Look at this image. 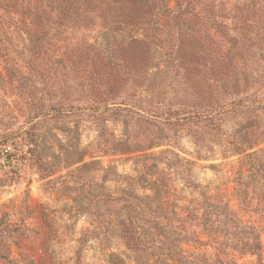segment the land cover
I'll return each mask as SVG.
<instances>
[{
    "label": "rangeland",
    "instance_id": "374dc122",
    "mask_svg": "<svg viewBox=\"0 0 264 264\" xmlns=\"http://www.w3.org/2000/svg\"><path fill=\"white\" fill-rule=\"evenodd\" d=\"M210 2L207 34L198 7L165 34L148 11L118 26V0L76 2L78 24L39 52L42 21L0 0V216L30 229L13 258L153 264L140 244L180 243L187 264H264V233L260 253L235 251L243 223L264 219V186L240 158L257 153L264 181V0ZM169 46L179 58L166 68Z\"/></svg>",
    "mask_w": 264,
    "mask_h": 264
},
{
    "label": "trees",
    "instance_id": "16d2710c",
    "mask_svg": "<svg viewBox=\"0 0 264 264\" xmlns=\"http://www.w3.org/2000/svg\"><path fill=\"white\" fill-rule=\"evenodd\" d=\"M3 1L7 4V0ZM24 1V5L26 7L25 11H23V14H25V20L40 19L42 21V28L39 31V34L35 37L36 41L33 45L35 50L44 52L46 50V46L42 43L43 37H45L49 31L54 33H64L61 30L63 29V26L68 24H78V20L71 19V17L78 15L74 14V11L72 10L74 7L73 4L84 0H36V3L33 5L30 4V0ZM147 1L150 3L148 6L145 5ZM166 1L167 4H165ZM169 1L170 0H118L119 5L118 13L116 15L117 18L113 19V21L116 22L118 26H133L139 19L142 21L148 11L149 16H152L150 19L152 26L148 28L149 30H163L165 34H167V32H170V29H173L175 34H180L183 31V28L180 30V25L184 22L183 18L186 13H188L189 9L193 8L195 10L196 7H201L200 9L202 11H199L197 8L191 14L194 16L196 22H204L201 27L198 26L196 28V32L200 33L202 31V34H207V31H209L210 28H214L216 30V27L219 25L218 22H214L212 19L209 20L207 15H205L206 11L204 7L212 9L213 4L207 3L211 0H206L205 3L203 0H173V5L171 6H169ZM51 28L53 30H51ZM187 35L191 38L197 36L194 31L188 32ZM54 38L58 42L65 41L62 36ZM202 44H200V48H202ZM169 47L170 48L164 50L162 53V63L166 68L177 64L179 58L177 47ZM205 119L211 124L213 123L212 116H206ZM240 154L244 169L250 172L249 175L260 185L264 186V181L259 180L257 177V175L262 171V168L260 170L257 169L256 165L252 162L253 159H257V153L245 152V150H242ZM223 205L228 207L227 203H224ZM231 213L238 215L233 210ZM97 229L92 230V236L96 237L100 235L99 230ZM29 230V228L24 227L22 222H12L6 218V212L2 213L0 216V239L2 240V244H4V248L6 250V258L0 254V260L7 259L6 262L8 264H22L20 259H22L24 255L21 254V251L24 249V241L28 238ZM235 233L242 236L240 243L236 246L237 250L235 249V251L240 252L242 255H255L261 252V234L264 233V219L258 220L257 222L252 220H248V222L245 221L243 223V230ZM188 237H190L189 234H184L181 236L180 241H186L188 240ZM139 246L142 250H149V255L153 259V264H170L167 259L172 257V255H175L174 261L176 264L188 263L185 255H183L184 250L181 248L182 246L180 243H178L180 251L176 252L174 248L170 247L165 248L162 246L146 244H140ZM12 247L19 249L17 255L20 256V259L12 257V253L14 252ZM103 256L108 264H122V258L114 254H103ZM27 264H37V261H35V259H31Z\"/></svg>",
    "mask_w": 264,
    "mask_h": 264
},
{
    "label": "water",
    "instance_id": "95a60500",
    "mask_svg": "<svg viewBox=\"0 0 264 264\" xmlns=\"http://www.w3.org/2000/svg\"><path fill=\"white\" fill-rule=\"evenodd\" d=\"M5 158H9V154H6Z\"/></svg>",
    "mask_w": 264,
    "mask_h": 264
}]
</instances>
